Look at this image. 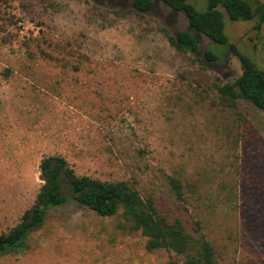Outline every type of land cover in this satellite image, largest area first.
<instances>
[{
  "label": "rangeland",
  "instance_id": "1",
  "mask_svg": "<svg viewBox=\"0 0 264 264\" xmlns=\"http://www.w3.org/2000/svg\"><path fill=\"white\" fill-rule=\"evenodd\" d=\"M130 6L0 0V233L33 204L41 158L60 155L77 175L129 182L188 228L199 221L218 264H264V112L224 107L212 88L238 77L237 59L217 45L216 63L179 56L160 28L214 45L158 1L143 14ZM253 25L228 22L226 33L264 68V26ZM166 176L194 190L186 202ZM122 222L68 202L0 264H166Z\"/></svg>",
  "mask_w": 264,
  "mask_h": 264
},
{
  "label": "trees",
  "instance_id": "2",
  "mask_svg": "<svg viewBox=\"0 0 264 264\" xmlns=\"http://www.w3.org/2000/svg\"><path fill=\"white\" fill-rule=\"evenodd\" d=\"M154 1L181 14L190 29L214 45V49L202 48L189 30L170 34L160 28L177 55L195 56L198 61L211 64L220 60V49H223L237 59L238 77L232 82L215 81L212 84L219 104L235 110L239 101H245L264 112V68L257 67L250 55L231 42L226 33L228 22H253V29L260 32L264 26V2L205 0L204 7L198 10L188 0H131L129 11L135 14L149 12ZM38 171L41 185L33 204L14 226L0 233V257L28 251L29 236L42 227L49 210L74 202L99 217H113L119 213L123 220L120 229L139 232L145 238L147 252H167L166 264H218L216 250L201 232L199 221L194 220L192 228L186 227L180 218L163 214L152 196H141L129 182L77 175L60 155L41 158ZM166 183L172 197L181 204L186 202V190L190 195L194 193L176 177L166 176Z\"/></svg>",
  "mask_w": 264,
  "mask_h": 264
}]
</instances>
